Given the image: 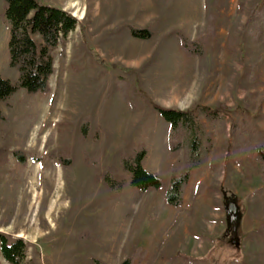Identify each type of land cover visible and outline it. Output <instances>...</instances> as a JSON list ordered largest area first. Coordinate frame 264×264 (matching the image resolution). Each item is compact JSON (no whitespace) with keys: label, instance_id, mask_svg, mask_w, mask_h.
I'll list each match as a JSON object with an SVG mask.
<instances>
[{"label":"rangeland","instance_id":"rangeland-1","mask_svg":"<svg viewBox=\"0 0 264 264\" xmlns=\"http://www.w3.org/2000/svg\"><path fill=\"white\" fill-rule=\"evenodd\" d=\"M40 1L78 24L53 50L50 91L21 89L0 103L8 117L0 126V233L25 240L21 264H121L135 251V264H264L262 162L235 149L229 128L209 125L208 159L191 170L182 206L169 205L184 152L169 148V124L155 108L224 103L230 122L233 111L240 116L239 131L264 134V117L253 120L264 113V0ZM152 22V37L132 35V26ZM179 31L202 39L203 56L184 52ZM9 38L0 0V74L18 80ZM135 147L146 148L143 164L161 177L159 190L131 185L121 157ZM111 164L126 180L120 192L99 177ZM229 198L237 207L231 236ZM0 264H11L1 243Z\"/></svg>","mask_w":264,"mask_h":264},{"label":"trees","instance_id":"trees-1","mask_svg":"<svg viewBox=\"0 0 264 264\" xmlns=\"http://www.w3.org/2000/svg\"><path fill=\"white\" fill-rule=\"evenodd\" d=\"M6 19L10 24L9 56L10 65L19 71L18 80L4 78L0 74V103L7 100L17 91L25 89L28 93H48L50 91L49 79L54 73L53 50L62 38H66L73 31L78 19L64 8L42 3L40 0H2ZM132 26L133 36L148 39L154 34L153 27ZM181 47L188 55L203 56L204 46L201 38L191 39L185 32H178ZM121 77L116 78L118 81ZM126 86V85H125ZM124 86V92H125ZM264 103V97H263ZM262 105L258 110H262ZM155 108L162 114L169 124L167 142L172 151L182 150L184 156L175 167L171 185L166 191V202L175 207L183 204L187 183L192 169L202 167L208 159L209 143L212 140L210 126L226 131L228 128L234 135V147L237 151L250 157H257L264 168V134L253 126L249 130L239 131L241 118L237 113L228 115L230 108L224 103L215 107L197 104L192 109L167 108L155 104ZM251 110V108H247ZM234 114V115H233ZM264 117L259 111L254 121ZM0 104V126L7 120ZM6 150L0 148V152ZM133 154H123L121 163L124 171L131 174L130 183L142 191L148 189L159 190L163 186L161 177L148 171L143 159L147 154L145 147H135ZM9 150L7 149V154ZM14 155L20 163L27 158L22 149L15 150ZM119 169L116 165H109L99 174L112 192H120L126 185V180L117 178ZM200 183L198 188H201ZM261 192V190H259ZM197 191L196 194H200ZM232 216V217H231ZM234 215L227 219L228 236L235 235L237 223ZM1 252L11 264H21L26 258L27 244L21 237L11 239L7 234L0 233ZM137 251L128 255L121 264H135ZM97 264H108L95 259Z\"/></svg>","mask_w":264,"mask_h":264},{"label":"flooded vegetation","instance_id":"flooded-vegetation-1","mask_svg":"<svg viewBox=\"0 0 264 264\" xmlns=\"http://www.w3.org/2000/svg\"><path fill=\"white\" fill-rule=\"evenodd\" d=\"M233 201H234V198H229V199H228V203H229L228 206H230V205H232V204L234 205V202H233ZM231 215H236V212L231 213Z\"/></svg>","mask_w":264,"mask_h":264},{"label":"water","instance_id":"water-1","mask_svg":"<svg viewBox=\"0 0 264 264\" xmlns=\"http://www.w3.org/2000/svg\"><path fill=\"white\" fill-rule=\"evenodd\" d=\"M229 210L236 212L237 211V207L232 204V205L229 206Z\"/></svg>","mask_w":264,"mask_h":264}]
</instances>
